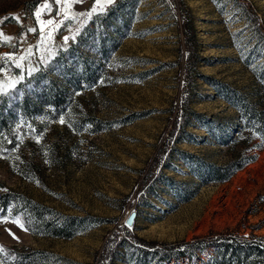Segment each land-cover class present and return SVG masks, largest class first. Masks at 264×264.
<instances>
[{
  "label": "rangeland",
  "instance_id": "rangeland-1",
  "mask_svg": "<svg viewBox=\"0 0 264 264\" xmlns=\"http://www.w3.org/2000/svg\"><path fill=\"white\" fill-rule=\"evenodd\" d=\"M0 31L12 37L0 40V117L14 136L0 134V185L87 222L62 238L0 216V264L5 247L100 264L123 227L141 241L127 234L104 264H202L214 248L162 260L139 247L264 237V141L240 109L264 110V0H0ZM246 152L256 160L214 179Z\"/></svg>",
  "mask_w": 264,
  "mask_h": 264
},
{
  "label": "trees",
  "instance_id": "trees-1",
  "mask_svg": "<svg viewBox=\"0 0 264 264\" xmlns=\"http://www.w3.org/2000/svg\"><path fill=\"white\" fill-rule=\"evenodd\" d=\"M187 42L194 43L196 40V32L192 23H184ZM264 39V33L260 32ZM52 108L46 111L50 120H58L62 110L58 96L53 95L51 99ZM241 116L245 120L246 127L251 128V132L264 141V110L258 109L249 101H243L240 105ZM38 112L37 107H34L33 113ZM20 114L24 120H32V111L26 101L20 103ZM0 134L3 139L14 138L12 128L8 125L5 117H0ZM174 132H172V136ZM261 144L255 145L260 147ZM256 154H248L247 152L241 155L238 159L229 162L224 166H213L214 179L216 181H226L232 175L244 168L247 164L256 160ZM0 216L13 217L20 219L24 226L32 233L72 238L79 234L87 225L86 219L81 216L65 215L47 205L34 201L26 195L15 192L10 189H3L0 185ZM125 234L131 235L132 242H140L137 236L133 235L127 227H123ZM118 233L113 234V240L110 238L106 245V251L103 253L100 264L109 257H114L118 252L119 246L130 244L128 237L118 239ZM130 240V239H129ZM131 245V244H130ZM134 246V245H132ZM214 248L211 257L202 261V264H264V237L253 235L250 238L240 235H221L218 237H203L194 241H186L179 244L166 245L159 247L149 245L139 247L145 253H153L158 258L163 259H179L187 257L193 259L198 257L200 253ZM3 258L11 264H44L48 259V254L45 251L34 250L30 252H21L15 249L5 247Z\"/></svg>",
  "mask_w": 264,
  "mask_h": 264
},
{
  "label": "snow or ice",
  "instance_id": "snow-or-ice-1",
  "mask_svg": "<svg viewBox=\"0 0 264 264\" xmlns=\"http://www.w3.org/2000/svg\"><path fill=\"white\" fill-rule=\"evenodd\" d=\"M108 2L110 3L111 0H108ZM55 3L59 4L61 3V0H55ZM97 3H99V0H97ZM41 7H43L44 9H47L49 7V4H44L42 5ZM93 11H95V9H93ZM41 15L40 12H37L36 13V16H37V19H39V16ZM89 15H91V13H89ZM14 19H17L16 17H14ZM46 23L48 24H52L53 21H47ZM29 31H36V29H29ZM12 39V37H7L2 31H0V40H5V41H10ZM65 40H67V37L65 38ZM9 59H11V57H7ZM17 67H19V64H17ZM29 75H31V71H29ZM23 77H19L17 82H19V80H22ZM12 88L14 89L15 88V84L12 85ZM10 93L8 92H5L4 91V88L2 85H0V97L4 96V95H9ZM64 121H61V123H63ZM18 223V222H17ZM21 227H23V225H20ZM0 251H2V248H0Z\"/></svg>",
  "mask_w": 264,
  "mask_h": 264
},
{
  "label": "water",
  "instance_id": "water-1",
  "mask_svg": "<svg viewBox=\"0 0 264 264\" xmlns=\"http://www.w3.org/2000/svg\"><path fill=\"white\" fill-rule=\"evenodd\" d=\"M134 220V214L127 219V224H132Z\"/></svg>",
  "mask_w": 264,
  "mask_h": 264
}]
</instances>
